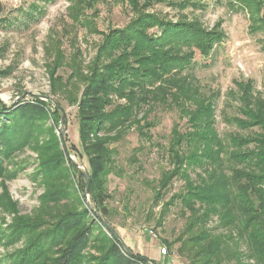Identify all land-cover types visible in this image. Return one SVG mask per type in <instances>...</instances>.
<instances>
[{
  "label": "trees",
  "instance_id": "obj_1",
  "mask_svg": "<svg viewBox=\"0 0 264 264\" xmlns=\"http://www.w3.org/2000/svg\"><path fill=\"white\" fill-rule=\"evenodd\" d=\"M237 1V9L262 14L254 18L256 28L264 30V0ZM150 27L156 31L148 32ZM223 36L217 28H201L197 21H169L141 13L125 27L108 31L101 57L111 59L101 65L93 63L82 77L84 85L76 99L86 173L69 159L63 144L67 137L56 136L54 129L60 124L53 116L57 109L50 108L48 100L36 95L8 107L0 101V177L16 175L15 152L29 146L37 154L35 174L45 186L33 213L15 214L11 225L0 229L6 245L22 244L0 264L155 263L144 260L145 256L124 246L116 236L108 220L106 202L111 196L104 179L115 167L116 150L110 144L133 125L142 136L146 135L142 129L152 126L136 118L141 105L151 99L175 105L187 119L184 130L178 124L172 127L166 150L169 167L152 187L153 201H158L175 179H183L182 188L162 204L159 216L175 205L184 220L175 239L163 240L166 248L188 264H264V132L253 138L230 135L238 150L225 156L233 164L225 171V142L213 127L212 97L198 96L182 75L195 50L207 57ZM248 92L245 88L236 97L241 105L234 122L237 127L257 125L264 131L262 106L252 108ZM115 95L126 97L127 103L116 104ZM53 104L60 108L58 100ZM50 118L54 125L44 128ZM249 143L253 150H240ZM6 161L14 167L8 169ZM67 161L70 164L65 166ZM74 173L78 178L88 175L92 206L86 207L76 193L71 180ZM63 181L68 185L62 186ZM174 243H178L175 250Z\"/></svg>",
  "mask_w": 264,
  "mask_h": 264
},
{
  "label": "rangeland",
  "instance_id": "obj_2",
  "mask_svg": "<svg viewBox=\"0 0 264 264\" xmlns=\"http://www.w3.org/2000/svg\"><path fill=\"white\" fill-rule=\"evenodd\" d=\"M0 1V101L8 107L22 99L32 100L36 95L48 100L50 108L57 109L53 117L60 124L54 132L60 140L62 135L67 137L68 157L83 173L88 165L76 117V99L84 85L82 77L88 75L93 63L101 65L111 59L109 55L101 57L106 33L125 27L139 13L155 14L169 21H197L205 30L217 28L224 33L207 57L195 50L191 64L182 75L198 96L212 97L213 127L225 142V171L233 166L225 156L231 150H238L229 136L253 138L264 132L257 125L241 128L234 122L240 117L241 105L236 97L245 88L251 96V107L257 109L261 105L264 112V30L256 28V17L262 14L247 8L237 9L240 5L237 0ZM155 31L156 27L148 29ZM54 100L59 101V109L54 107ZM113 101L123 105L127 98L115 95ZM141 106L136 118H141L142 124L152 123L142 129L146 135H139L133 125L119 141L110 144L116 153L115 167L104 178L111 196L106 202L110 210L108 220L126 247L152 259L154 264H188L163 243L175 239L182 228L184 220L179 207L172 206L159 218L162 204L182 188L183 179H175L158 201H153L152 192L161 172L169 167L166 150L171 129L178 124L184 130L187 119L171 103L151 99ZM63 113L65 126L61 123ZM52 125L50 118L43 126ZM253 147L249 143L240 150H253ZM13 161L17 163L16 175L10 179L0 177V229H7L15 214L33 213L45 190L35 174L36 152L25 146L15 152ZM5 164L8 169L14 167L7 161ZM69 164L65 162V166ZM191 176L195 178L192 173ZM71 180L83 204L92 206L90 194H85L87 178H78L74 173ZM61 185L68 184L63 181ZM5 241L0 236V261L22 245L21 242L6 245ZM177 246L174 243L172 249Z\"/></svg>",
  "mask_w": 264,
  "mask_h": 264
},
{
  "label": "water",
  "instance_id": "obj_3",
  "mask_svg": "<svg viewBox=\"0 0 264 264\" xmlns=\"http://www.w3.org/2000/svg\"><path fill=\"white\" fill-rule=\"evenodd\" d=\"M63 120H64V113H63V115H62L61 123L63 122ZM63 144H64V147H65V144H66V143H65L64 140H63ZM86 178H87V184H86L85 194L89 195L90 179H89V177H88L87 174H86ZM113 231H114V230H113ZM114 232H115L116 236L119 237V239H120V241L122 242V244L125 246V244L123 243V240H122L121 236H119L118 233H117L116 231H114ZM144 260L149 261V259H148L147 257H144Z\"/></svg>",
  "mask_w": 264,
  "mask_h": 264
},
{
  "label": "built area",
  "instance_id": "obj_4",
  "mask_svg": "<svg viewBox=\"0 0 264 264\" xmlns=\"http://www.w3.org/2000/svg\"><path fill=\"white\" fill-rule=\"evenodd\" d=\"M164 250V252L166 253V249L165 248H162Z\"/></svg>",
  "mask_w": 264,
  "mask_h": 264
},
{
  "label": "crops",
  "instance_id": "obj_5",
  "mask_svg": "<svg viewBox=\"0 0 264 264\" xmlns=\"http://www.w3.org/2000/svg\"><path fill=\"white\" fill-rule=\"evenodd\" d=\"M152 260V259H151Z\"/></svg>",
  "mask_w": 264,
  "mask_h": 264
}]
</instances>
